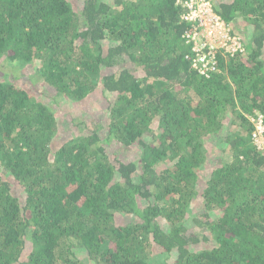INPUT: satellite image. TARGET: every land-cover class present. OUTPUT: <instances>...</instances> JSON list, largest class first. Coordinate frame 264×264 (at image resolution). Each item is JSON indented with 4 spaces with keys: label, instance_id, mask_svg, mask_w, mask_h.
I'll return each mask as SVG.
<instances>
[{
    "label": "trees",
    "instance_id": "1",
    "mask_svg": "<svg viewBox=\"0 0 264 264\" xmlns=\"http://www.w3.org/2000/svg\"><path fill=\"white\" fill-rule=\"evenodd\" d=\"M175 1L0 0V65L101 111L0 73V264H264V0H208L245 47L208 74Z\"/></svg>",
    "mask_w": 264,
    "mask_h": 264
},
{
    "label": "built area",
    "instance_id": "2",
    "mask_svg": "<svg viewBox=\"0 0 264 264\" xmlns=\"http://www.w3.org/2000/svg\"><path fill=\"white\" fill-rule=\"evenodd\" d=\"M182 9V20L190 25L185 32L186 43L191 45L193 52L192 67L200 74L217 72L215 55L218 51L233 55L241 50V44L236 37L230 35L225 25L213 12L211 5L205 0H180L177 2ZM255 130L252 142L257 149L264 152L263 117L257 115L251 119Z\"/></svg>",
    "mask_w": 264,
    "mask_h": 264
},
{
    "label": "rangeland",
    "instance_id": "3",
    "mask_svg": "<svg viewBox=\"0 0 264 264\" xmlns=\"http://www.w3.org/2000/svg\"><path fill=\"white\" fill-rule=\"evenodd\" d=\"M4 68H6V67L0 65V73L1 72H7L8 73L7 77L5 78L6 80H8L10 82H14L15 84L18 85V87L20 89L29 92L31 95L35 96L38 100L47 103L51 109H59L60 108V109H63L62 111H65V110L67 111L68 109H70V108H68V106H66V102H65L66 99H64V98H59V99H56V101H54L50 95H48V96L39 95L41 93V85H40V83L32 80V75H31L34 71V66L33 67L26 66L25 68H18L17 65L14 63V64L10 65V68H6V69H4ZM29 74L31 75V77ZM96 102H97L96 99L93 98L92 100H87V101L79 104L78 106L73 108V110L70 109L71 110L70 113H62L61 117L63 118V120H62L63 123L65 124V122H67L68 125H72L75 121H73L71 123H69V122H70L71 115H73V114H75L74 115L75 118H80V120L85 122V123H87L92 118V116L98 117L99 115H101V111L99 109V106L96 104H92V103H96ZM90 107L93 110H90L89 109ZM89 111L92 113H89ZM57 113L58 112L56 111V114ZM57 116H59V115L57 114ZM75 124H77V123L75 122ZM82 127H83V125L80 126V129H82ZM75 129H77V128L75 127ZM75 129L73 128L71 133H69V132L60 133L59 136H57V139H55V141L57 143H61L63 141V136L66 137V136H71V134H75L74 133ZM234 130H239V129L234 128ZM212 155H213V157L216 158L218 155H220V153L213 152ZM200 184L201 185L204 184L203 180L202 181L200 180ZM199 213H200V211H199ZM196 216H198V214H196ZM79 254L82 255V257L84 256L83 252H80ZM156 258L158 259L160 257H156Z\"/></svg>",
    "mask_w": 264,
    "mask_h": 264
},
{
    "label": "clouds",
    "instance_id": "4",
    "mask_svg": "<svg viewBox=\"0 0 264 264\" xmlns=\"http://www.w3.org/2000/svg\"><path fill=\"white\" fill-rule=\"evenodd\" d=\"M178 1H180V0H176V1H175V7H177L178 9L181 10L180 21L186 25V28H185V30L183 31V32H185V31H188V29H190V25L182 20L181 17H182V14H183L184 11H183L182 7H181L179 4H177ZM205 1H207V2L211 5L212 12L214 13L211 2L208 1V0H205ZM214 14H215V13H214ZM215 15H216V14H215ZM216 16H217V15H216ZM217 17H218V18H219V19H220L225 25L228 26L229 31H230V35L233 36V37H236V38L239 40L240 44H241V50L237 51V52H236L235 54H233V55L225 54V53H223V51H218V52H217V54L215 55V58H216V67H217V73H218V72L220 71L219 68H218L219 58H220V57L223 59V61H224V60H227V59H229V58L234 57L235 55H237V54H239V53H243L244 50H245V47H244V44H243L244 42H243L242 38H241L240 36L234 34V33L232 32L231 27H230L226 22H224L219 16H217ZM188 45H189V44H188ZM191 52H192V51H191ZM192 53H193V52H192ZM193 55H194V54H193ZM218 56H219V58H218ZM192 57H193V56H192ZM191 60H192V58H191ZM190 64H191V67H192V61H190ZM192 68H193V67H192ZM193 69H194V68H193ZM215 73H216V72H215ZM254 114H255V116L259 115V114H257V112H254Z\"/></svg>",
    "mask_w": 264,
    "mask_h": 264
}]
</instances>
